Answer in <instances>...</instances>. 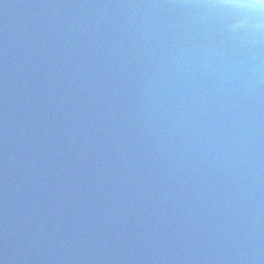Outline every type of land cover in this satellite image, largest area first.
<instances>
[{"label":"water","instance_id":"obj_1","mask_svg":"<svg viewBox=\"0 0 264 264\" xmlns=\"http://www.w3.org/2000/svg\"><path fill=\"white\" fill-rule=\"evenodd\" d=\"M203 0H0L5 264H264V43Z\"/></svg>","mask_w":264,"mask_h":264},{"label":"clouds","instance_id":"obj_2","mask_svg":"<svg viewBox=\"0 0 264 264\" xmlns=\"http://www.w3.org/2000/svg\"><path fill=\"white\" fill-rule=\"evenodd\" d=\"M193 6L207 10L209 15L228 17L229 31L249 46L264 43V0H203ZM0 264H5L3 258Z\"/></svg>","mask_w":264,"mask_h":264}]
</instances>
